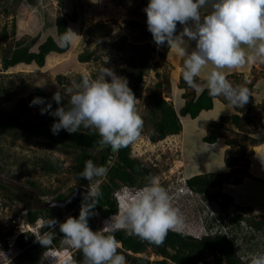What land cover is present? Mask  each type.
<instances>
[{"label":"rangeland","instance_id":"1","mask_svg":"<svg viewBox=\"0 0 264 264\" xmlns=\"http://www.w3.org/2000/svg\"><path fill=\"white\" fill-rule=\"evenodd\" d=\"M149 2L0 0V110L25 122L38 121L40 105L31 103L37 97L30 96L33 88L43 87L54 95L58 90L63 92L73 86L74 82L79 83L82 72L95 78L103 66L112 68L118 76L127 79L130 88L137 78L138 69L141 66L145 68L143 81L135 93V107L141 118L149 111L152 92L160 93L179 110L187 98L197 96L207 83L202 73L197 78L199 91L190 88L182 78L183 58L177 50L174 48L170 52L167 42L162 46L153 42L144 11ZM210 11L209 4L201 9V14ZM72 12L77 13L78 19L69 22L68 29L75 24L72 30L78 36L74 37L67 51L55 54L48 66L42 67L34 62L30 66L18 64L3 68V54L12 49L18 40L34 39L33 48L36 49L46 36L55 35L54 19ZM189 25H192L191 21ZM183 27L177 24L176 35L182 32ZM5 29L7 36L4 35ZM185 40L188 38L185 37ZM195 43L188 41L189 50L195 47ZM87 53L90 54L89 60H79V54ZM223 71L233 85L242 84L249 89L248 103L243 108L231 109L228 104L220 103L227 102L222 96L215 97L213 99L219 101H214L211 110H202L195 118L188 115L181 117V132L162 139L157 138V130L151 123L143 124L140 138L130 148L131 155L143 162L147 171L136 176V185L120 183L114 198L123 187L135 191L147 183L148 176H158L171 197L172 206L179 209L183 217V232L201 237L212 231L224 230L229 225L233 228L229 235L235 237L236 254L244 260L249 253L264 247V227L257 229L253 225L254 221L264 220V160L259 157L264 156V141L253 144L255 138L264 139V99L258 104L252 102L264 97V63L258 61L236 70ZM58 74L62 77L57 78ZM21 98L25 99L24 104L20 103ZM61 103L67 106V97ZM227 112L229 114H225ZM232 112L241 115L242 127L232 122ZM221 114H224L225 120L219 118ZM245 116L251 117L250 120L246 122L248 118ZM47 117L54 121L58 119L49 113ZM214 121L221 123L223 128L216 142L208 143L204 137ZM81 129L88 131L83 127ZM105 148L97 146L89 151L100 157ZM79 152L77 147L46 140L22 129H0V264H63L68 256L72 258V264H83L82 260L76 259L78 249L64 242L57 225L55 230H51V243L33 247L28 259L20 257L23 247L17 240L22 231L48 232L41 231L44 218L28 223V207L51 208L56 206L53 203L59 194H65L67 199L77 186L88 190L87 179L80 183L74 177L75 158ZM227 156L235 157L236 164L228 166ZM41 158L55 160L58 169L54 172L44 170L36 164ZM238 168H244L246 173L239 172ZM198 173H213L214 186L208 187L205 192L191 189L186 180ZM108 179L107 171L102 177H94L91 183L98 186ZM70 206H60L63 217L58 221L70 215ZM114 214L104 216L97 213L91 219V228L101 230L105 220ZM236 215H240L239 221L232 224L233 221L229 220ZM215 217H221L220 221H213ZM249 227L255 230L258 239L251 237L253 234H250ZM53 237H60L58 243ZM118 242L121 247L122 243ZM121 250L125 264H139L141 258L152 264L164 258L155 252L153 246L143 252ZM169 263L175 264L171 260ZM199 264H214V256L207 255Z\"/></svg>","mask_w":264,"mask_h":264},{"label":"clouds","instance_id":"2","mask_svg":"<svg viewBox=\"0 0 264 264\" xmlns=\"http://www.w3.org/2000/svg\"><path fill=\"white\" fill-rule=\"evenodd\" d=\"M98 2L92 0V3ZM209 4L211 11L202 15L201 9ZM144 11L148 30L157 46L167 42L170 52L175 48L183 58L182 78L190 88L199 91L197 78L204 73L211 97L222 96L231 109L243 108L248 103L249 89L242 84L233 85L223 70L258 61L264 63V0H150ZM178 23L184 27L176 35ZM75 36L78 35L71 28L67 29L59 38L60 46H70ZM188 41L196 42L191 50ZM80 76L79 83L54 93L53 99L59 107L52 111L49 102L41 108L42 114L49 112L58 117L51 126L52 133L57 135L62 129L76 133L83 127L99 135L101 147L110 146L113 151L136 142L141 136L143 120L127 79L105 66L95 78L87 72ZM65 97L67 106L61 103ZM31 103L44 105L45 101L36 97ZM259 157L264 160V156ZM106 173L105 166L86 160L80 176L89 185L79 217L68 216L64 222L49 218L44 225L55 230L59 223L64 242L82 251L83 264H125V256L118 253L119 242L114 235L117 231L123 230L157 246L164 242L169 231L183 232L184 220L179 209L172 206L168 191L154 175L146 178L142 188L131 191L125 186L118 191L115 194L117 212L105 220L101 230L94 231L88 220L96 214L94 209L101 192L91 182ZM33 234L42 245L51 243L50 232ZM72 262L68 256L63 264ZM244 264H264V250L249 253Z\"/></svg>","mask_w":264,"mask_h":264},{"label":"trees","instance_id":"3","mask_svg":"<svg viewBox=\"0 0 264 264\" xmlns=\"http://www.w3.org/2000/svg\"><path fill=\"white\" fill-rule=\"evenodd\" d=\"M77 19L78 16L76 12L58 15L53 21L55 35L46 36V38L37 45L36 49L33 48L34 39L30 41L18 40L12 49L3 54V68L7 69L10 66H16L18 64H29L28 66H30L34 62L42 67L43 65L48 66L49 60L54 56L56 57L55 54H61L62 52H65L69 49V46H60L59 38L68 29L69 22H76ZM74 26L76 25L72 24L70 28L73 29ZM7 33L8 32L5 29L4 35L7 36ZM89 59V53L79 54V60L87 61ZM144 73L145 68L141 66L137 71V78L131 86L134 95L140 83L143 81ZM61 77V74L57 75V78ZM31 95L44 98L45 104H39L40 119L34 122H25L15 118L6 111L0 110V129H22L32 135L46 140L60 141L62 143L79 148L80 152L75 158L74 177L80 183L85 179L82 178L80 174L84 170L86 160L91 159L94 164L106 167V163L111 152L110 146H106L100 157L89 151L91 148L100 146L98 143L100 139L98 134H93L90 130L84 131L82 129L76 133H69L62 129L59 134L54 135L51 131V126L55 121L48 119L47 116L49 112H45L44 114L41 113V108L45 107L49 102L52 105L51 110L58 105L53 99V95L43 87L39 86L33 88L30 96ZM184 97H187V95H184ZM150 99L151 106L148 113L142 117V120L143 124L151 123L155 127L157 130L158 139L165 138L167 135L180 133L183 127L181 117L188 115L192 118H195L202 110L212 109L214 105V99L209 95L207 87L203 88L197 96L187 98L179 110H177L171 102L162 97L158 92H152L150 94ZM20 103L24 104L25 99L21 98ZM230 118L237 126H243L241 123V116L238 113H233ZM221 119L225 120V116H222ZM210 126L211 128L209 129L208 134L204 137V141L213 143L219 137L223 126L221 123H218V121L212 122ZM262 140L264 141V139ZM258 141L259 140L257 139H253V142ZM226 162L228 166H233L236 164V158L227 156ZM36 164L49 172H54L58 169V165L55 160L41 158L36 161ZM107 167L109 179L106 182L98 184L97 187L101 192V197L99 203L96 204L94 209L96 214L100 213L104 216L117 212L118 206L114 198V193L116 190L120 188L122 184L131 186L138 184L136 176L140 175L144 171H147L145 169L146 167L144 163L131 155L130 145L116 151L112 162ZM238 171L241 173H246L244 168H238ZM213 175V173L195 174L187 178L186 182L192 189L198 192H205L208 187L214 186L215 184ZM58 199L64 200L66 199V195L63 193L59 194ZM83 199L84 196L78 200H75L71 204L70 210H72V212L68 216H74L77 218L79 217ZM62 210L63 209L59 205L46 209H35L33 207H28L26 210L27 221L28 223H35L39 218H44L45 222L49 218H62ZM96 214L89 217L88 222L90 227H92L91 219L92 217L95 218ZM68 216L64 217L60 221H57L64 222ZM238 216L240 215H236L229 221H233L232 224H236L237 221H239ZM214 219H216V217ZM45 222L41 227V231H48L52 235L51 229L47 226L44 227ZM253 225L257 227V229H260L264 227V220L254 221ZM57 226V229H59V223H57ZM249 229L252 232L250 234H253L251 237L258 239L257 235H255V230L251 227H249ZM222 231L223 230L216 231L215 233L211 232V234L203 235L201 237H194L185 232L169 231L164 242L159 246L150 244L147 241H141L137 236L127 235L123 230L115 232L114 235L117 241L122 243L121 247L118 248L119 254L122 251L121 249L130 250L133 252H143L147 247L153 246L156 253L164 256V258L160 260V262L163 264H168L169 260L177 264H199L200 261L205 259L209 254L214 256V264H244V261L247 258L241 260L236 254L235 237L232 236V234L229 235V233ZM62 235L63 233L60 234V237ZM1 237L2 234L0 235V238ZM60 237H53V240L58 243V239H60ZM17 240L23 247L19 253L20 257L23 259H28L30 257L31 249L40 244V242L35 238L33 232L29 230L20 232L17 236ZM170 249L173 250V252ZM260 250H264V247L261 249L257 248L256 251ZM77 253L78 255L76 256V259L84 261L82 251L78 250Z\"/></svg>","mask_w":264,"mask_h":264},{"label":"water","instance_id":"4","mask_svg":"<svg viewBox=\"0 0 264 264\" xmlns=\"http://www.w3.org/2000/svg\"><path fill=\"white\" fill-rule=\"evenodd\" d=\"M115 152L116 151H113L111 149L109 158H108L107 163H106V167L109 166V164L112 162V159L115 155ZM87 191L88 190L86 188L77 186L75 188V191L67 199H64V200L63 199H56L53 204L59 205V206L71 205L75 200H78L79 198L85 196ZM139 264H150V261L147 259L141 258V259H139ZM152 264H163V263L153 262Z\"/></svg>","mask_w":264,"mask_h":264},{"label":"crops","instance_id":"5","mask_svg":"<svg viewBox=\"0 0 264 264\" xmlns=\"http://www.w3.org/2000/svg\"><path fill=\"white\" fill-rule=\"evenodd\" d=\"M235 70H236V69H235ZM255 89H256V88H255ZM253 95H255V94H253ZM263 99H264V97L261 98V99H259V100H254V101H252V102H254V104H258V103H261L260 101H263ZM214 101H219V100H214ZM220 103L227 104V102H220ZM213 107H214V105H213ZM263 108H264V106H263ZM233 109H234V108H233ZM235 109H236V108H235ZM208 110H209V109H208ZM210 110H211V109H210ZM231 111H232V110H231ZM231 111H229V112L231 113ZM229 112H227V113H225V114H229ZM233 113H235V112H232V114H233ZM236 113H238V112H236ZM238 114H239V113H238ZM239 115H240V114H239ZM222 116H224V114H221V115L219 116V118H221ZM240 116H241V115H240ZM219 118H218V119H219ZM245 118H246V119L248 118V119L246 120V122H247V121L250 120L251 117H247V116H245ZM241 120H242V117H241ZM241 123H242V122H241ZM242 125H243V124H242ZM255 139H256V138H255ZM257 140H258V139H257ZM215 142H216V141H215ZM215 142H213V143H215ZM261 142H263V140H261V141L259 140L258 142H253V144H258V143L261 144ZM227 144H229V143H227ZM198 174H199V173H198Z\"/></svg>","mask_w":264,"mask_h":264},{"label":"built area","instance_id":"6","mask_svg":"<svg viewBox=\"0 0 264 264\" xmlns=\"http://www.w3.org/2000/svg\"><path fill=\"white\" fill-rule=\"evenodd\" d=\"M228 227H226L222 232H225V233H230L231 231H230V226L229 225H227ZM228 228V230H226ZM216 231H212V233H215Z\"/></svg>","mask_w":264,"mask_h":264},{"label":"flooded vegetation","instance_id":"7","mask_svg":"<svg viewBox=\"0 0 264 264\" xmlns=\"http://www.w3.org/2000/svg\"><path fill=\"white\" fill-rule=\"evenodd\" d=\"M160 262V261H159ZM161 263V262H160ZM168 264H170V263H168ZM175 264H177V263H175Z\"/></svg>","mask_w":264,"mask_h":264},{"label":"bare ground","instance_id":"8","mask_svg":"<svg viewBox=\"0 0 264 264\" xmlns=\"http://www.w3.org/2000/svg\"><path fill=\"white\" fill-rule=\"evenodd\" d=\"M55 258V257H54ZM55 263H57V262H55ZM61 264V263H60Z\"/></svg>","mask_w":264,"mask_h":264}]
</instances>
